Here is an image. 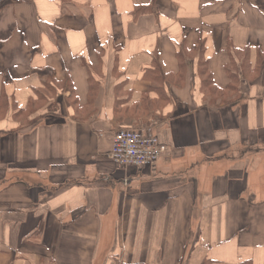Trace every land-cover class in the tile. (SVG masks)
Returning a JSON list of instances; mask_svg holds the SVG:
<instances>
[{"label":"crops","instance_id":"0c3cea01","mask_svg":"<svg viewBox=\"0 0 264 264\" xmlns=\"http://www.w3.org/2000/svg\"><path fill=\"white\" fill-rule=\"evenodd\" d=\"M0 264H264V0H0Z\"/></svg>","mask_w":264,"mask_h":264},{"label":"built area","instance_id":"2783aa9c","mask_svg":"<svg viewBox=\"0 0 264 264\" xmlns=\"http://www.w3.org/2000/svg\"><path fill=\"white\" fill-rule=\"evenodd\" d=\"M156 123L142 128H121L115 135L110 152L121 169L147 167L155 164L168 150L155 131Z\"/></svg>","mask_w":264,"mask_h":264}]
</instances>
